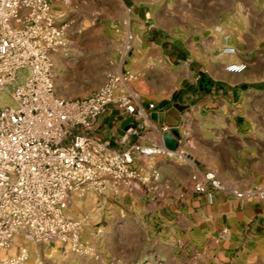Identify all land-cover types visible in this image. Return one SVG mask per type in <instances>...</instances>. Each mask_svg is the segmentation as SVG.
I'll return each mask as SVG.
<instances>
[{
	"label": "crops",
	"instance_id": "1",
	"mask_svg": "<svg viewBox=\"0 0 264 264\" xmlns=\"http://www.w3.org/2000/svg\"><path fill=\"white\" fill-rule=\"evenodd\" d=\"M51 2L55 15L72 31L102 18L119 23L114 32L119 44L108 59L114 70L108 76L138 74L135 101L144 114L134 116L111 104L87 131L90 136L120 151L153 141L168 146L165 134L173 127L161 122L158 113L176 103L188 105L178 133L169 139L186 156L138 158L134 166L152 180L130 188L108 178L104 194L96 193L97 207H124L127 212L137 207L153 212L157 220L163 211L172 213V222L179 220L187 229L190 264H264V199L216 192L211 200L194 188L195 178L210 169L227 186L264 188V0ZM230 45L235 53L225 51ZM62 57L60 49L54 59ZM239 62L248 68H227ZM183 119L189 122L187 129ZM166 125L170 130L163 129ZM224 229L227 236H222ZM19 245L17 241L12 249Z\"/></svg>",
	"mask_w": 264,
	"mask_h": 264
},
{
	"label": "built area",
	"instance_id": "2",
	"mask_svg": "<svg viewBox=\"0 0 264 264\" xmlns=\"http://www.w3.org/2000/svg\"><path fill=\"white\" fill-rule=\"evenodd\" d=\"M68 28L55 15L51 0H0V91L14 85L10 99L16 102L0 103V264H32L31 243L81 250L83 220L69 214L75 192L88 184L100 186L108 178L140 187L152 175L134 166L138 158L186 156L180 148L155 141L120 151L87 133L111 104L134 116L144 114L135 101L133 81L138 74L111 73L89 96H61L54 55L67 44ZM132 39L130 34L127 47ZM225 51L235 53L236 47ZM227 68L243 72L248 64ZM22 71L25 80L18 82ZM181 124L184 127L186 120ZM163 129L170 130V125ZM194 188L211 200L216 192L264 199L263 187L243 191L227 186L213 169L196 177ZM228 234L224 229L222 236ZM17 241L19 251L9 253Z\"/></svg>",
	"mask_w": 264,
	"mask_h": 264
},
{
	"label": "rangeland",
	"instance_id": "3",
	"mask_svg": "<svg viewBox=\"0 0 264 264\" xmlns=\"http://www.w3.org/2000/svg\"><path fill=\"white\" fill-rule=\"evenodd\" d=\"M118 28L119 23L110 24L104 18L79 31L68 28L67 44L61 48L63 57L55 61L56 85L61 96L86 97L105 84L108 72L114 70L108 59L109 51L119 44L114 34ZM25 74L26 71L19 73L18 82L25 80ZM13 88L14 85H10L5 91H0V103L9 102L16 106V102L10 99ZM260 118L264 122V117ZM104 192L102 185L88 184L72 197L69 214L83 220L81 250L60 243L48 247H37L31 243L28 244L30 262L190 264L186 258L191 251L189 244L184 242L187 229L179 220L172 222L168 216L172 213L163 211V217L157 220L153 212L141 211L137 207H129V212L124 207H97L99 199L96 193L100 196ZM18 251L16 247L10 253Z\"/></svg>",
	"mask_w": 264,
	"mask_h": 264
},
{
	"label": "water",
	"instance_id": "4",
	"mask_svg": "<svg viewBox=\"0 0 264 264\" xmlns=\"http://www.w3.org/2000/svg\"><path fill=\"white\" fill-rule=\"evenodd\" d=\"M187 108H188V105L176 103L173 105V107L169 111L158 113V116L160 117L161 122L166 121L168 124H170L173 127L172 131L166 132L165 134L166 140L168 142V146L172 149H176L177 146L170 145L169 139L172 136V132L178 133L177 129H178V125L181 120V113L185 111Z\"/></svg>",
	"mask_w": 264,
	"mask_h": 264
}]
</instances>
